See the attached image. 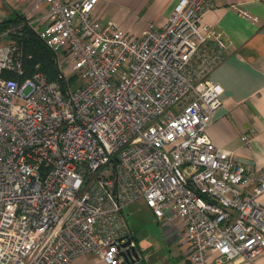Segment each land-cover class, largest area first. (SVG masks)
Masks as SVG:
<instances>
[{
	"label": "built area",
	"instance_id": "built-area-1",
	"mask_svg": "<svg viewBox=\"0 0 264 264\" xmlns=\"http://www.w3.org/2000/svg\"><path fill=\"white\" fill-rule=\"evenodd\" d=\"M98 1L40 0L48 22L33 27L64 55V84L26 75L21 45L0 41V264L136 260L125 210L137 199L189 244L190 264L252 262L264 249V168L207 134L222 103L209 74L228 48L200 23L212 0H182L141 36L102 24ZM66 66L84 80L74 89Z\"/></svg>",
	"mask_w": 264,
	"mask_h": 264
},
{
	"label": "crops",
	"instance_id": "crops-1",
	"mask_svg": "<svg viewBox=\"0 0 264 264\" xmlns=\"http://www.w3.org/2000/svg\"><path fill=\"white\" fill-rule=\"evenodd\" d=\"M181 4L182 0H99L93 15L102 24L114 20L129 33L141 36L150 25L159 29ZM234 5L246 9L255 20L243 16ZM48 9L40 0H0V22L22 15L42 28L48 22ZM200 23L222 31L228 42L225 58L209 74V79L222 87V103L213 112L207 134L215 145L232 150L246 166L264 168V0H212ZM1 34L0 40L9 39ZM244 133L253 136L250 144L243 141ZM260 200L264 207V193ZM157 222L169 248L175 246V264H190L189 244L173 226ZM131 229L139 257L123 259L122 264L146 257L144 241ZM215 254L212 251L210 257ZM75 264L107 263L94 254H85L78 256ZM224 264H264V249L252 262L236 258Z\"/></svg>",
	"mask_w": 264,
	"mask_h": 264
},
{
	"label": "rangeland",
	"instance_id": "rangeland-1",
	"mask_svg": "<svg viewBox=\"0 0 264 264\" xmlns=\"http://www.w3.org/2000/svg\"><path fill=\"white\" fill-rule=\"evenodd\" d=\"M3 39L0 41L3 42ZM7 40L4 39V41ZM57 62L58 66L65 63L64 55L59 53ZM63 72L72 89L78 87L84 81L82 76L75 74L70 67H64ZM125 212L130 226L137 230L140 239L144 241V256L146 255V257L141 255L140 260L131 264H175V246L169 248L162 235V228L157 222V217L145 201L137 199L129 203Z\"/></svg>",
	"mask_w": 264,
	"mask_h": 264
},
{
	"label": "trees",
	"instance_id": "trees-1",
	"mask_svg": "<svg viewBox=\"0 0 264 264\" xmlns=\"http://www.w3.org/2000/svg\"><path fill=\"white\" fill-rule=\"evenodd\" d=\"M11 29L8 37L22 47L25 74L41 71L48 80H60L64 84V79L60 77L56 52L39 36L27 18L18 15L15 19L0 22V33Z\"/></svg>",
	"mask_w": 264,
	"mask_h": 264
},
{
	"label": "water",
	"instance_id": "water-1",
	"mask_svg": "<svg viewBox=\"0 0 264 264\" xmlns=\"http://www.w3.org/2000/svg\"><path fill=\"white\" fill-rule=\"evenodd\" d=\"M130 243V240H127L126 242H124L123 243V245H127V244H129ZM134 251H135V253H136V255H137V257H139V255L137 254V252H136V249L134 248ZM124 254V253H123Z\"/></svg>",
	"mask_w": 264,
	"mask_h": 264
}]
</instances>
